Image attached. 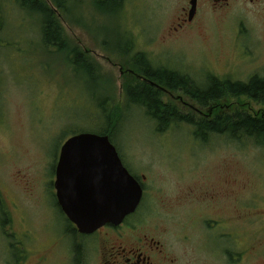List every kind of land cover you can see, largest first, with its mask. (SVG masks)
<instances>
[{
	"label": "rangeland",
	"instance_id": "rangeland-1",
	"mask_svg": "<svg viewBox=\"0 0 264 264\" xmlns=\"http://www.w3.org/2000/svg\"><path fill=\"white\" fill-rule=\"evenodd\" d=\"M41 1L56 12L70 49L45 45L40 14L0 0V196L7 212L0 264H90L96 248L68 233L57 207L56 166L71 133L96 132L105 122L102 104L117 108L112 142L145 186L132 222L157 236L166 230L188 264H264V148L227 135L203 143L187 123L159 133L126 97L147 81L137 54L202 86L211 75L264 76L263 18L238 8L206 11L175 30L187 0H70L67 12ZM75 47L92 75L74 68ZM153 87L163 102L197 118L264 106L235 96L202 106L184 91Z\"/></svg>",
	"mask_w": 264,
	"mask_h": 264
},
{
	"label": "trees",
	"instance_id": "trees-1",
	"mask_svg": "<svg viewBox=\"0 0 264 264\" xmlns=\"http://www.w3.org/2000/svg\"><path fill=\"white\" fill-rule=\"evenodd\" d=\"M21 5L34 13L40 14L43 19L42 36L45 45L57 48L59 52L70 49L71 44L63 38L62 26L57 20L56 12L41 0H18ZM56 6L63 11H69L70 0H54ZM0 18V31L2 29ZM73 51V52H72ZM72 52L73 66L78 72L92 75L93 69L87 63L83 53L75 47ZM139 64L141 74L147 80L143 86L128 88L126 97L129 104L143 107L147 116L157 123L156 131L163 133L173 124L187 123L193 127L194 136L203 143H208L214 135H227L236 142L251 141L256 146L264 148V106L255 113L252 109H235L228 113H219L211 118H197L180 111L175 105L165 103L160 99V92L149 81L168 90H181L196 99L202 106L210 102L230 97H247L264 105V76H255L247 82L231 81L216 76H209L204 86L198 84L190 76L167 68H154L143 54L134 58ZM105 122L99 124L97 133L109 134L111 140L115 135V128L119 120L116 107L100 106ZM257 112V111H256ZM79 132V131H78ZM73 132L71 135L78 133ZM0 196V221L6 223V211L2 208ZM8 215V214H7Z\"/></svg>",
	"mask_w": 264,
	"mask_h": 264
},
{
	"label": "water",
	"instance_id": "water-1",
	"mask_svg": "<svg viewBox=\"0 0 264 264\" xmlns=\"http://www.w3.org/2000/svg\"><path fill=\"white\" fill-rule=\"evenodd\" d=\"M196 3L191 0V14ZM55 188L64 213L87 234L108 223H122L144 194L110 135L92 131L73 134L61 146Z\"/></svg>",
	"mask_w": 264,
	"mask_h": 264
},
{
	"label": "flooded vegetation",
	"instance_id": "flooded-vegetation-1",
	"mask_svg": "<svg viewBox=\"0 0 264 264\" xmlns=\"http://www.w3.org/2000/svg\"><path fill=\"white\" fill-rule=\"evenodd\" d=\"M235 8H238L241 14H245L247 11L257 17L263 18L264 24V0H197L196 9L193 14H191V0H187V3L182 6V10L177 17L179 23L175 27V30L180 27L182 29L190 27L200 13L211 11L220 15L229 13ZM238 24L240 26L238 28V37H242L244 35L241 30L243 29V23L239 21ZM253 54H255V51L249 52V55ZM255 76L261 75L254 74L251 78ZM151 83L153 86H159L155 82ZM119 155L122 158L120 152ZM139 182L144 189V194L137 209L127 215L122 223L118 225L108 223L89 234L80 232L76 224L70 221L59 205L55 192L57 207L69 225L68 233L72 237L82 239L83 244L86 242L89 245V242H91V246L96 248V250L94 248L92 250L93 257L89 261L90 264H188L176 252L174 245L167 240L166 230L162 229L158 231L160 235L157 236L143 229L142 223L132 222V218L137 215L143 204L146 192L144 183ZM73 253L75 254L76 251L74 250Z\"/></svg>",
	"mask_w": 264,
	"mask_h": 264
}]
</instances>
